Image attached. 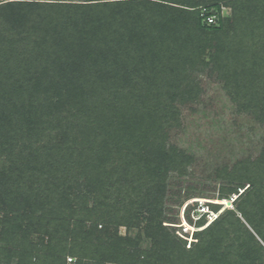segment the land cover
<instances>
[{"label":"trees","instance_id":"obj_1","mask_svg":"<svg viewBox=\"0 0 264 264\" xmlns=\"http://www.w3.org/2000/svg\"><path fill=\"white\" fill-rule=\"evenodd\" d=\"M209 67L237 111L264 123V0L0 2V242L11 238L0 264H264V148L224 174L236 208L191 248L161 226L164 185L149 160L184 174L166 132L200 92L192 73ZM30 120L31 140L18 126ZM19 132L33 184L3 153ZM122 227L144 229L151 248L130 252Z\"/></svg>","mask_w":264,"mask_h":264},{"label":"rangeland","instance_id":"obj_2","mask_svg":"<svg viewBox=\"0 0 264 264\" xmlns=\"http://www.w3.org/2000/svg\"><path fill=\"white\" fill-rule=\"evenodd\" d=\"M2 1L5 0H0L1 3ZM222 12L225 17H229L231 11L223 7ZM192 76L198 82L200 92L195 102L182 106L176 104L179 110V127L166 132V146L175 147L178 152L181 151L187 157L184 161H189L180 168L185 171L184 174H179V171L172 169L170 163L162 167L160 160H156L155 157H153L155 160L153 158L149 160L151 167L156 164V169H160L159 175L164 185L161 226L180 240L185 249H189L187 245L192 246L199 241L200 237L202 238V234L198 236L196 234H200L209 223L224 216L228 208H233L232 210L236 208L239 200L234 201L237 196L229 194L228 189L236 188L239 194V188L235 183L229 182L228 178L222 179V177L225 175L229 177L231 173L240 175L243 168L240 163L246 159L256 160L261 156L264 148V123L256 120L252 113L237 111L235 103L227 96L223 81L217 78V73L212 72L209 67L203 72L192 73ZM8 120L13 125L10 117ZM26 124L27 122L21 121L18 126L23 130L26 129L20 132H27L24 137L31 140L33 133L39 130L38 124L35 120L29 126ZM6 131L7 135L12 133V129H6ZM20 132L18 135L16 133L15 136L13 135L17 142L15 139L7 141L3 153L5 157L11 155L10 165L14 169L15 177L32 183L33 176L30 172L32 166L24 162L23 158L29 153L30 142L23 143L21 147L22 133ZM83 191L79 193H84ZM72 198L74 197L71 195V201ZM227 202L231 204H226ZM52 206L48 205L50 208ZM258 209L261 213L264 212L263 207ZM202 219L205 224L197 227L196 223ZM121 232L123 236L135 241V245L129 248L130 252L136 249L146 251L151 248L153 240L145 234L144 229L122 227ZM250 232L255 239L259 240L251 229ZM229 235L233 236L232 233ZM5 239L7 243L0 242V245L9 248L8 242L11 238L7 235ZM30 239L36 241L37 235H32ZM65 260L68 264L75 263L70 262V259ZM13 261L12 264L15 263L14 259ZM82 262L88 264L89 260H82ZM105 264L114 263L106 262Z\"/></svg>","mask_w":264,"mask_h":264},{"label":"built area","instance_id":"obj_3","mask_svg":"<svg viewBox=\"0 0 264 264\" xmlns=\"http://www.w3.org/2000/svg\"><path fill=\"white\" fill-rule=\"evenodd\" d=\"M208 22H209V23L212 22V19L208 20ZM211 213H213V212L211 211Z\"/></svg>","mask_w":264,"mask_h":264},{"label":"snow or ice","instance_id":"obj_4","mask_svg":"<svg viewBox=\"0 0 264 264\" xmlns=\"http://www.w3.org/2000/svg\"><path fill=\"white\" fill-rule=\"evenodd\" d=\"M189 248H191V244L187 245Z\"/></svg>","mask_w":264,"mask_h":264},{"label":"bare ground","instance_id":"obj_5","mask_svg":"<svg viewBox=\"0 0 264 264\" xmlns=\"http://www.w3.org/2000/svg\"><path fill=\"white\" fill-rule=\"evenodd\" d=\"M227 203H230V202H227ZM227 203H226V204H227Z\"/></svg>","mask_w":264,"mask_h":264},{"label":"water","instance_id":"obj_6","mask_svg":"<svg viewBox=\"0 0 264 264\" xmlns=\"http://www.w3.org/2000/svg\"><path fill=\"white\" fill-rule=\"evenodd\" d=\"M227 204H231V203H227Z\"/></svg>","mask_w":264,"mask_h":264},{"label":"clouds","instance_id":"obj_7","mask_svg":"<svg viewBox=\"0 0 264 264\" xmlns=\"http://www.w3.org/2000/svg\"><path fill=\"white\" fill-rule=\"evenodd\" d=\"M213 212V211H212ZM205 214H207V213H205Z\"/></svg>","mask_w":264,"mask_h":264}]
</instances>
